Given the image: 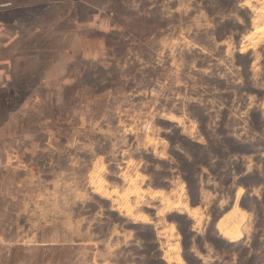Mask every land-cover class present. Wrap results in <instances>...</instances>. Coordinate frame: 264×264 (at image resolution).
Returning a JSON list of instances; mask_svg holds the SVG:
<instances>
[{
    "label": "rangeland",
    "instance_id": "1",
    "mask_svg": "<svg viewBox=\"0 0 264 264\" xmlns=\"http://www.w3.org/2000/svg\"><path fill=\"white\" fill-rule=\"evenodd\" d=\"M233 1L110 0L114 86L13 123L0 264H264V0Z\"/></svg>",
    "mask_w": 264,
    "mask_h": 264
},
{
    "label": "crops",
    "instance_id": "2",
    "mask_svg": "<svg viewBox=\"0 0 264 264\" xmlns=\"http://www.w3.org/2000/svg\"><path fill=\"white\" fill-rule=\"evenodd\" d=\"M109 4L110 0H50L26 4L3 0L0 4L1 168L11 158L13 123L39 88L65 84L69 67L75 62L93 59L111 66L107 41L89 32L95 26L103 29L104 11ZM20 241L17 237L11 244L18 247ZM0 242L7 245L8 239L1 235ZM0 254L6 258L7 248L0 249Z\"/></svg>",
    "mask_w": 264,
    "mask_h": 264
},
{
    "label": "trees",
    "instance_id": "3",
    "mask_svg": "<svg viewBox=\"0 0 264 264\" xmlns=\"http://www.w3.org/2000/svg\"><path fill=\"white\" fill-rule=\"evenodd\" d=\"M237 0H234L233 3L235 4ZM131 33L127 31L126 34L129 35ZM96 36L104 37L107 41V47H108V54L111 56L113 52H111V48L115 45L116 42H112L110 35L100 33L95 34ZM117 37V40L119 38L118 33L114 32L112 33V36ZM114 39V41H117ZM118 41H121L123 43L124 41L119 39ZM118 50V49H117ZM252 51H249L251 53ZM241 55V54H240ZM112 61V60H111ZM117 70V67L114 65L112 61V65L109 67H106L103 65L101 60H93V59H85L80 62H75L70 65L67 77L72 76L75 77L77 81L71 85L64 86L63 94L64 99L66 102H69L71 100V97L77 93L79 89L85 86H89L93 88L96 93H105L107 90L111 89L114 86V73ZM70 96V97H68Z\"/></svg>",
    "mask_w": 264,
    "mask_h": 264
}]
</instances>
